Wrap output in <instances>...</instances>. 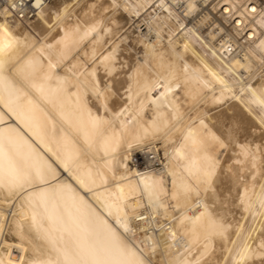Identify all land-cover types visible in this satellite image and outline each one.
<instances>
[{
	"label": "bare ground",
	"instance_id": "1",
	"mask_svg": "<svg viewBox=\"0 0 264 264\" xmlns=\"http://www.w3.org/2000/svg\"><path fill=\"white\" fill-rule=\"evenodd\" d=\"M262 16L264 0L0 15V261L64 264L114 236L144 264H264Z\"/></svg>",
	"mask_w": 264,
	"mask_h": 264
},
{
	"label": "snow or ice",
	"instance_id": "2",
	"mask_svg": "<svg viewBox=\"0 0 264 264\" xmlns=\"http://www.w3.org/2000/svg\"><path fill=\"white\" fill-rule=\"evenodd\" d=\"M37 6H39V4H37ZM12 7H15V4H13ZM5 14L6 10L5 12H0V15ZM259 24L264 28V16H262ZM0 34L4 36L9 35L6 23L0 24ZM6 46L10 47V44L5 45L4 43H0V51H3ZM261 46H264V41L261 42ZM0 154H2V149H0ZM19 179V177H14L13 182H18ZM194 191L195 190L190 186L186 187L183 191L185 199L191 197ZM33 219L35 220V217H33ZM185 219L187 218H181L180 224H183ZM197 219H199V217H197ZM171 236L175 239L176 233L172 232ZM77 254L81 257L80 259L72 258L66 254L64 264H144L142 260L131 258L134 254H130L122 248L114 236L111 240L101 243L100 245L81 246ZM0 264H3V261H0Z\"/></svg>",
	"mask_w": 264,
	"mask_h": 264
},
{
	"label": "built area",
	"instance_id": "3",
	"mask_svg": "<svg viewBox=\"0 0 264 264\" xmlns=\"http://www.w3.org/2000/svg\"><path fill=\"white\" fill-rule=\"evenodd\" d=\"M51 0H0V9L8 11L9 18L28 25ZM15 4V7L12 5ZM39 4V6H37Z\"/></svg>",
	"mask_w": 264,
	"mask_h": 264
},
{
	"label": "rangeland",
	"instance_id": "4",
	"mask_svg": "<svg viewBox=\"0 0 264 264\" xmlns=\"http://www.w3.org/2000/svg\"><path fill=\"white\" fill-rule=\"evenodd\" d=\"M78 1H79V0H78ZM23 25H24V24H23ZM27 26H28V25H27ZM27 26H26V27H27ZM24 27H25V26H24ZM217 109H218V108H217ZM217 109H213V110L210 111V112H215V110H217ZM255 112L258 113V109H255ZM257 131H258V132H260V131L262 132V130L259 131V129H257ZM257 131H256V132H257ZM158 145H159V144H158ZM263 188H264V183H263ZM247 223H248V222H247V220H246L245 225H247Z\"/></svg>",
	"mask_w": 264,
	"mask_h": 264
}]
</instances>
